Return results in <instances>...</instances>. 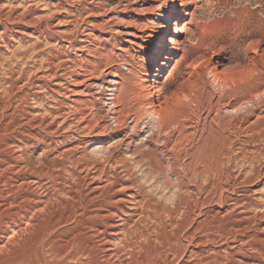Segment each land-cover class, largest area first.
Instances as JSON below:
<instances>
[{
  "label": "rangeland",
  "instance_id": "rangeland-1",
  "mask_svg": "<svg viewBox=\"0 0 264 264\" xmlns=\"http://www.w3.org/2000/svg\"><path fill=\"white\" fill-rule=\"evenodd\" d=\"M170 2L171 0H0V6L4 8H0V50L4 51H0V81H5L0 82V186L3 180L10 178L11 183L18 184L15 186L19 188L18 199L14 204L7 205L0 199V230L12 227L13 223L19 224L18 229L10 228L0 241V264H55L57 261L59 264L85 263L82 257L87 242L84 230L86 225L77 222L73 225L75 221L67 216L73 199L76 200L80 194L87 195L89 190H100L105 185V179L99 180L97 174L86 179L84 175H91L94 171L90 169L93 164L98 168L96 162L102 160L107 151L119 143L131 142L141 150H145L148 145L155 149L162 144L166 135L152 136L154 124L146 116L143 110L145 106L161 107L169 119L174 121L175 127L184 124L188 129L186 133L193 134L196 138L190 144L185 143V146L187 145L189 153L203 158L202 164L210 156L215 160L218 152L222 150L211 139L206 140L202 127L204 124L207 126L217 115L219 108L220 114L232 117V108L225 109L224 106L234 100L239 99L241 102L238 100V104L246 100L252 101L243 105L242 111L246 110L245 107L255 109L248 118V129L245 133L252 136L264 135V112L261 110L262 101L264 102V0H181L180 12L169 36L173 43L161 50L159 42L164 32L163 27L172 12ZM6 27L10 32L5 34L3 29ZM179 30L181 33L175 37ZM158 50L161 56L158 64L153 66ZM153 74H157V77ZM213 74L233 80L236 85L234 93L229 88L216 87L212 81ZM113 80L119 84L112 107L110 95L114 88L109 83ZM153 86H158V89H153ZM256 103L259 109L255 108ZM112 109L114 113L111 112ZM201 137L205 138L203 142ZM177 138V135L170 138L171 144L175 143L174 140L177 142ZM78 143L82 146L84 157H87L85 161H90L89 164L85 163L88 166H75L73 163V153L68 150ZM263 145L264 140L260 139L258 148L262 150V159ZM123 152L120 150V157L130 158L128 153ZM21 169L23 172L19 173ZM133 171L136 172V169L133 168ZM46 173L53 177L52 182L56 181L54 184L57 192L59 191L58 197L55 194L52 197L48 187L44 186ZM30 174L33 182L28 179ZM56 174H59L58 177ZM134 176L136 179L126 186H139L140 191L133 189L147 194L151 204L154 203L155 208L158 206L157 211L164 214L163 217L168 216L169 208L178 193L176 176L169 174L167 184L162 178L150 179L151 181L142 178L140 181L139 173ZM189 176L184 179L187 193L186 212L189 211L183 215L187 217L184 218L186 221H181V211L174 215L176 221H179V231L187 234V241L182 242L188 252L190 251L186 264H230L231 260L240 255L263 260L261 251H264V231L259 232V226L254 224L257 222L260 225L264 222V186L253 187L254 182L242 188L235 186L225 192L220 201V193L211 194L205 188L208 181L216 182L212 180L215 179L214 176L203 174L200 178L196 177L197 180L193 177V181ZM79 178H82V182H78ZM115 181L118 183L120 180ZM22 183L24 185L20 187ZM59 184L63 185V189ZM165 184L169 189L165 188ZM122 186L125 185L122 183ZM112 189L116 190L111 186L107 188L108 194ZM232 198L247 199L249 205L240 203L235 204V207L234 202H229ZM21 217L25 218L22 220ZM174 223L166 229L165 225L162 231H170L174 228ZM166 232L163 233V239L167 238L164 237ZM245 242L248 244L246 247L243 245ZM73 249L78 254L71 251ZM171 264H180V257L173 258Z\"/></svg>",
  "mask_w": 264,
  "mask_h": 264
},
{
  "label": "bare ground",
  "instance_id": "bare-ground-1",
  "mask_svg": "<svg viewBox=\"0 0 264 264\" xmlns=\"http://www.w3.org/2000/svg\"><path fill=\"white\" fill-rule=\"evenodd\" d=\"M179 2L181 0H171L169 7L172 8V12L167 17L166 25L163 27L164 32L162 34V39L159 42V47L161 50H164L168 47V44L173 43V40L170 39V35L172 34V25L176 24L174 23V20L178 16V13L180 12L179 9ZM0 8H2L0 6ZM4 9V8H2ZM11 15V14H10ZM5 17V16H4ZM6 18V17H5ZM14 19V18H13ZM1 20V17H0ZM6 21V20H5ZM9 23V20H7ZM3 22V20H2ZM1 23V22H0ZM6 23V22H5ZM14 23V22H13ZM25 24V23H24ZM5 25V24H4ZM26 25V24H25ZM15 28V27H14ZM9 28L3 29L4 33H9ZM11 29V28H10ZM39 29V28H38ZM2 31V30H1ZM20 32V31H19ZM12 33V32H11ZM181 33V30H179L175 37L178 36ZM1 34V33H0ZM13 34V33H12ZM11 34V36H12ZM15 34V33H14ZM26 34V33H25ZM41 34V33H40ZM18 35V34H17ZM2 36V35H1ZM10 36V35H9ZM25 35H22V37ZM20 37V36H19ZM2 39V37H0ZM13 39V38H12ZM17 39V38H16ZM21 39V38H20ZM23 40V39H22ZM1 42V41H0ZM5 42V41H4ZM8 42V41H7ZM14 43V41H12ZM6 44V43H4ZM11 44V43H10ZM9 44V46H10ZM2 45V44H1ZM73 45V44H72ZM8 46V45H7ZM8 46V47H9ZM15 48V47H14ZM3 49V48H2ZM16 49V48H15ZM64 49V48H63ZM65 50V49H64ZM3 51V50H0ZM23 51V50H22ZM4 52V51H3ZM13 52V51H12ZM24 52V51H23ZM15 53V52H14ZM10 54V53H9ZM18 54V53H17ZM19 55V54H18ZM65 55V54H64ZM161 56L160 50H158L157 55L154 58L153 66L158 64V59ZM14 57V56H12ZM22 58V57H21ZM17 59V58H14ZM29 59V58H28ZM11 60V59H10ZM18 62V61H17ZM72 65V64H71ZM9 66V65H8ZM69 66V65H68ZM22 68V67H21ZM10 70V68H9ZM12 70V69H11ZM21 70V69H20ZM6 71V70H3ZM22 71V70H21ZM155 71H158V69H155ZM7 72V71H6ZM11 72V71H10ZM9 72V73H10ZM12 73V72H11ZM33 73V72H32ZM65 73V72H64ZM8 75V74H7ZM6 75V76H7ZM18 75V74H17ZM155 77H157V74H153ZM12 76V75H11ZM3 77V76H2ZM21 77V76H20ZM10 78V76H9ZM18 78V77H17ZM212 81L216 85V87H220L222 89L229 88L231 92L234 93L236 90V85L233 82V80L225 79L223 76L220 75H214L212 77ZM20 79V78H19ZM3 80V79H2ZM1 80V81H2ZM6 80V79H5ZM17 80V79H16ZM0 81V82H1ZM4 81V80H3ZM5 82V81H4ZM8 83V82H7ZM6 83V84H7ZM17 83V82H16ZM19 83V81H18ZM56 84V83H55ZM109 84L113 86V90H111V106L113 107V100L115 97V93L117 91V85L119 84L117 81H111ZM5 85V84H4ZM123 85V84H122ZM156 85V84H155ZM2 86V85H1ZM35 86V85H34ZM6 87V86H5ZM65 87V86H64ZM154 87V86H153ZM2 88V87H1ZM62 88V87H61ZM93 88V87H92ZM36 89V88H35ZM102 89V88H101ZM153 89L157 90L158 86H155ZM7 91V90H6ZM16 91V90H15ZM224 91V90H222ZM4 92V91H2ZM155 92V91H154ZM6 94V93H5ZM19 94V93H18ZM160 94V93H159ZM4 95V93L2 94ZM140 95V94H139ZM232 95V94H231ZM257 96V95H256ZM263 96V95H262ZM7 97V96H6ZM12 97V96H11ZM1 98V97H0ZM4 98V97H3ZM136 98V97H135ZM141 98V97H140ZM158 98V97H157ZM243 99V98H242ZM241 99V100H242ZM262 99V98H261ZM5 100V99H4ZM7 100V99H6ZM10 100V99H8ZM239 100V99H238ZM238 100H234L233 102H230L224 106L225 109L232 108V112L234 115L224 116L220 114L221 110H217V115L213 117V119L210 120V122L207 124L206 127H202V134L205 135L206 133V140L211 139L210 141L217 143L222 150L218 152V157L214 160L210 156L209 160L205 161L204 164L202 161V157H197L193 153H189L185 143H189L192 141L194 137L193 134L186 133L188 129L185 128L182 124L175 127V123L173 120L169 119L168 115L164 112V110L161 107H152V106H145L143 107V110L146 114V116L152 121L154 124V131L152 136L165 134L166 137L162 140V144L158 145L155 149L145 146V150H141V148L136 147L135 145H132L131 142L129 144L119 143L116 145L115 148H112L107 151L106 155L103 156L102 160H98L96 162L98 168H95V163L93 164V167L90 169L93 171V173L84 175V178H88L90 176H95L96 174L99 176L98 179L102 180L105 179L103 182L105 185L98 189L89 190L90 192L85 196L79 195L78 198L73 199V203L71 206V211L69 213V218L74 223H85V236L87 239L86 248L84 254V264H171V260L173 258H177V256L180 257V264H186L187 258L189 255L188 250L186 249L185 244L183 245V240L187 241V234L184 231V233H181L179 231V224L176 221V218L174 215H176L178 212L181 211V221L185 220L183 215L186 212V204H187V193H186V187L184 185V179L186 177H202L203 174H207L209 177L214 176L212 180H216V182H210L207 179V184L205 185L206 191L213 193H220V201L222 195L230 191V189H233L235 186H240L241 188L254 182L252 185L255 186H264V159H262L261 152L258 148V142L261 140H264L263 134H257L258 136H252L247 135L245 132L248 129V118L253 114V111L255 109L253 108H246L245 111H242L243 105H248L252 101L246 100L242 103L238 104ZM1 101V99H0ZM15 101V100H14ZM151 101V100H150ZM261 101V100H260ZM4 102V101H3ZM10 102V101H9ZM239 102H241L239 100ZM259 102V101H258ZM263 106L262 112H264V102L262 101ZM238 104V105H237ZM256 103L254 106L255 108L259 109L260 107ZM9 105V104H8ZM11 105V104H10ZM13 105V104H12ZM62 105V104H61ZM144 106V105H143ZM211 108V107H210ZM10 109V108H9ZM111 109V108H110ZM141 109V108H140ZM1 110V109H0ZM14 111V109H12ZM142 110V112H143ZM8 111V110H7ZM65 110H63L64 112ZM212 111V110H211ZM12 112V111H11ZM62 112V113H63ZM114 113V109L111 111ZM224 112V111H223ZM222 112V113H223ZM257 112V111H256ZM138 113V112H137ZM214 113V112H213ZM3 114V113H2ZM116 114V113H115ZM215 114V113H214ZM232 114V113H231ZM4 115V114H3ZM61 115V114H60ZM59 115V116H60ZM138 115V114H136ZM65 116V115H64ZM141 116V114H140ZM144 116V115H143ZM23 117V116H22ZM110 117V116H109ZM142 117V116H141ZM7 118V117H6ZM111 118V117H110ZM123 118V117H122ZM137 118V117H136ZM5 119V118H4ZM3 119V121H4ZM79 119V118H78ZM195 120V119H194ZM79 121V120H78ZM149 121V120H148ZM250 121V120H249ZM80 122V121H79ZM186 122V121H184ZM189 122V121H188ZM75 123V122H74ZM126 123V122H125ZM128 123V122H127ZM151 123V124H152ZM181 123V121H180ZM183 123V122H182ZM193 123V122H192ZM207 123V122H206ZM26 124V123H25ZM81 124V123H80ZM84 124V123H83ZM195 124V123H194ZM198 124V123H196ZM203 124V123H202ZM8 125V124H7ZM79 125V124H78ZM3 126V125H2ZM6 126V125H5ZM138 126V125H137ZM196 126V125H195ZM201 126V125H200ZM125 127V126H124ZM127 127V126H126ZM142 127V126H141ZM189 127V126H188ZM118 128V127H117ZM198 128V127H197ZM18 129V128H17ZM126 129V128H125ZM196 129V128H195ZM199 129V128H198ZM5 131V129H3ZM16 132V129H14ZM20 130V129H19ZM121 130V129H120ZM131 130V129H130ZM190 130V129H189ZM3 131V132H4ZM133 131V130H132ZM151 131V130H149ZM148 131V132H149ZM191 131V130H190ZM194 131V130H193ZM201 131V130H200ZM18 132V130H17ZM16 132V133H17ZM195 133V132H194ZM2 134V133H1ZM6 134V133H5ZM21 134V133H20ZM23 134V133H22ZM150 134V133H149ZM4 135V133H3ZM11 135V133H10ZM24 135V134H23ZM120 135V134H119ZM122 135V134H121ZM178 136V141L173 144L170 142V138L172 139L173 136ZM2 136V135H1ZM15 136V135H14ZM124 136V135H123ZM128 136V135H127ZM126 136V137H127ZM130 136V135H129ZM151 136V137H152ZM201 136V135H200ZM6 137V136H5ZM161 137V136H160ZM2 138V137H0ZM128 138V137H127ZM131 138V137H130ZM158 138V136H157ZM203 138V137H201ZM153 139V138H152ZM151 139V140H152ZM161 139V138H160ZM196 139V138H195ZM205 138L202 139V142ZM155 140V138H154ZM205 140V141H206ZM133 141V140H132ZM153 141V140H152ZM59 142V141H58ZM134 142V141H133ZM154 142V141H153ZM157 142V141H156ZM201 142V141H200ZM38 143V142H37ZM68 143V142H67ZM73 143V142H72ZM80 143V142H79ZM76 145L72 149L68 150L70 153H73V163L75 166H88L85 163H88L90 161H85L87 157H84L82 146ZM115 143V142H114ZM146 143V142H145ZM195 143V142H194ZM206 143V142H205ZM211 143V142H210ZM209 143V144H210ZM142 144V143H141ZM140 144V145H141ZM192 144V143H191ZM216 144V145H217ZM73 144H71L72 146ZM217 145V146H218ZM70 146V145H69ZM264 146V145H263ZM19 147V146H18ZM142 147V146H141ZM144 147V146H143ZM240 147V148H238ZM11 148V147H10ZM17 148V147H15ZM14 148V149H15ZM125 148V149H124ZM13 149V150H14ZM19 149V148H17ZM68 149V148H67ZM84 149V147H83ZM106 149V148H105ZM192 149V148H191ZM252 149V150H250ZM2 150V149H1ZM66 150V148H65ZM120 150H123L125 153H128L130 155V158H122L119 154ZM207 150V149H206ZM214 150V149H213ZM18 151V150H17ZM61 151V150H60ZM67 151V152H68ZM4 152V151H2ZM19 152V151H18ZM123 152V153H124ZM5 153V152H4ZM62 153V152H61ZM60 153V154H61ZM66 153V152H65ZM114 153V154H113ZM122 153V152H121ZM124 153V154H125ZM264 153V152H263ZM7 155V154H6ZM21 155V153H20ZM23 155V153H22ZM96 155V154H95ZM264 155V154H263ZM10 156V155H9ZM69 156V154H68ZM124 156V155H123ZM22 157V156H20ZM209 157V156H208ZM4 158V157H2ZM1 158V159H2ZM12 158V157H11ZM102 158V157H101ZM198 158V159H197ZM5 159V158H4ZM17 159V157H16ZM14 160V159H13ZM20 160V159H19ZM60 160V159H59ZM64 160V159H63ZM96 160V159H95ZM2 161V160H1ZM17 161V160H15ZM23 161V160H21ZM26 161V160H25ZM20 162V161H19ZM62 162V160H61ZM92 162V161H91ZM7 163V162H6ZM26 164V162H25ZM44 164V163H43ZM27 165V164H26ZM25 165V166H26ZM29 165V164H28ZM47 165V164H46ZM69 165V164H67ZM3 166V165H2ZM15 166V165H14ZM13 166V167H14ZM17 166V165H16ZM61 166V165H60ZM65 166V165H64ZM63 166V167H64ZM70 166V165H69ZM92 166V164L90 165ZM5 167V166H4ZM19 167V166H18ZM21 167V166H20ZM43 167V165H42ZM11 168V167H10ZM39 168V167H38ZM58 168V167H57ZM61 168V167H60ZM89 168V167H88ZM87 168V169H88ZM133 168L136 169V172L133 171ZM1 169V168H0ZM7 169V168H6ZM76 169V168H74ZM78 169V168H77ZM3 170V168H2ZM5 170V169H4ZM90 170V171H91ZM118 170V171H117ZM7 171V170H6ZM27 171V169H26ZM38 171V170H37ZM59 171V170H58ZM63 171V170H62ZM88 171V170H87ZM1 172V171H0ZM9 172V171H8ZM15 172V171H14ZM23 172V169L19 170V173ZM43 172V171H42ZM46 172V171H44ZM48 172V171H47ZM72 172V171H71ZM6 173V172H5ZM26 173V172H25ZM41 173V172H40ZM57 173V172H56ZM59 173V172H58ZM68 173V172H67ZM70 173V171H69ZM140 174L139 177L140 181L142 178L144 179H164V183H168V175H175L178 185V193L176 200L171 205L172 207L169 208V215L166 217H163L164 214L160 213V211H157V207H154V203L151 204L149 200V196L145 193L139 191V186H126L127 183H131L133 179H136L134 174ZM2 174V173H1ZM12 174V173H11ZM34 174V173H33ZM52 174V173H51ZM64 174V173H63ZM72 174V173H71ZM84 174V173H83ZM4 175V174H3ZM17 175V174H16ZM39 174H37L38 176ZM44 186L48 187L51 192V196L55 194L54 196L58 197L57 194V186L54 184L56 181L52 182V178L50 173L45 174ZM44 175V176H45ZM55 175V174H54ZM57 175V174H56ZM59 175V174H58ZM57 175V177H58ZM15 176V175H14ZM21 176V175H20ZM32 175H29L28 179H31ZM68 176V175H67ZM205 176V175H204ZM7 177V176H6ZM13 177V176H12ZM35 177V176H34ZM39 177V176H38ZM41 177V176H40ZM62 177V176H61ZM90 177V178H92ZM138 177V176H136ZM138 177V178H139ZM3 178V177H2ZM9 178V177H8ZM19 178V177H18ZM25 178V177H23ZM74 178V177H73ZM72 178V179H73ZM97 179V177H95ZM196 178V180H197ZM10 179V178H9ZM9 179L3 180V183L0 186V199L3 200L4 203H15L16 199H18V187H16L15 184L13 185ZM37 179V178H36ZM56 179V178H55ZM70 179V178H69ZM115 179H118L121 181V184ZM189 179V178H188ZM211 179V178H210ZM16 180V179H15ZM58 180V179H57ZM61 180V179H60ZM82 178L78 179V182L81 181ZM90 180V179H89ZM95 180V179H94ZM174 180V179H173ZM199 180V179H198ZM5 181V182H4ZM24 181V180H23ZM32 179L30 180V182ZM34 181V180H33ZM32 181V182H33ZM37 181V180H36ZM59 181V180H58ZM62 181V180H61ZM66 181V180H65ZM77 181V179L75 180ZM96 181V180H95ZM145 181V180H144ZM151 181V180H150ZM156 181V180H155ZM161 181V180H160ZM159 181V183H160ZM200 181V180H199ZM197 181V182H199ZM202 181V180H201ZM20 182V181H19ZM82 182V181H81ZM87 182V181H86ZM91 182V181H89ZM98 182V180H97ZM96 182V183H97ZM133 182V181H132ZM137 182V181H136ZM146 182V181H145ZM149 182V181H147ZM162 182V181H161ZM187 182V181H186ZM1 183V182H0ZM60 183V182H59ZM64 183V182H63ZM67 183V182H65ZM64 183V184H65ZM69 183V182H68ZM74 182H72L73 185ZM88 183V182H87ZM94 183V184H96ZM122 183L125 185L122 186ZM201 183V182H200ZM26 184V183H25ZM42 184V183H41ZM40 184V185H41ZM71 184V183H70ZM78 184V183H76ZM75 184V187H76ZM89 184V183H88ZM87 184V185H88ZM137 184V183H136ZM154 184V183H153ZM165 184V185H166ZM199 184V183H198ZM24 183L20 185V187H23ZM34 185V184H33ZM37 185V184H36ZM39 185V184H38ZM61 185V184H59ZM58 185V188H59ZM67 185V184H66ZM81 185V184H80ZM85 185V184H84ZM121 185V186H120ZM140 185V184H139ZM151 185V184H150ZM155 185V184H154ZM163 185V183H162ZM170 185V184H169ZM195 185L196 182H195ZM201 185V184H199ZM251 185V187H252ZM113 187L111 190L112 192L108 194L107 188ZM120 187V189L117 190V187ZM45 187V188H46ZM63 185H61L60 188H62ZM144 187V185H143ZM146 187V185H145ZM175 187V185H174ZM36 188V187H35ZM71 188V187H70ZM74 188V187H73ZM79 188V187H78ZM77 188V189H78ZM85 188V187H84ZM133 188H137L139 191L134 190ZM141 188V185H140ZM167 188V185L166 187ZM196 188V187H194ZM200 188V187H199ZM198 188V189H199ZM27 189V188H26ZM24 189V190H26ZM31 189V187H30ZM39 189V188H38ZM45 189V190H48ZM63 189V188H62ZM154 189V188H153ZM169 189V188H167ZM197 189V190H198ZM201 189V188H200ZM235 189V188H234ZM238 189V188H237ZM87 190V189H85ZM98 190V191H97ZM110 191V189H108ZM196 190V189H195ZM21 191V190H20ZM23 191V188H22ZM31 191V190H30ZM63 191V190H61ZM66 191V190H64ZM72 191V190H71ZM79 191V190H78ZM82 191V190H81ZM202 191V190H201ZM25 192V191H24ZM39 192V191H38ZM42 192V190H41ZM190 192V191H189ZM233 192V191H232ZM231 192V194H232ZM27 193V192H25ZM46 193V192H45ZM65 193V192H64ZM127 193V194H125ZM202 193V192H201ZM217 193V194H218ZM42 194V193H41ZM61 194V193H60ZM69 194V192H68ZM198 194V193H197ZM206 194V193H204ZM203 194V195H204ZM210 194V195H211ZM49 195V194H47ZM200 195V194H199ZM209 195V196H210ZM225 195V194H224ZM22 196V195H21ZM33 195H31L32 197ZM36 195H34L35 197ZM67 196V195H66ZM72 196V195H71ZM212 196V195H211ZM53 197V196H52ZM189 197V196H188ZM203 197V196H202ZM216 197V195H215ZM23 198V197H22ZM25 198V197H24ZM28 198V197H27ZM55 198V197H54ZM63 198V197H62ZM210 198V197H209ZM245 198V197H244ZM250 198V197H249ZM46 199V198H45ZM50 199V198H49ZM68 199V198H67ZM72 199V198H70ZM203 199V198H202ZM224 199V198H223ZM233 199V198H232ZM31 200V198H30ZM36 200V199H35ZM38 200V198H37ZM41 200V199H39ZM152 200V199H151ZM154 200V199H153ZM152 200V201H153ZM1 201V200H0ZM15 201V202H14ZM44 201V200H43ZM46 201V200H45ZM55 201V200H54ZM206 201V200H204ZM224 201V200H223ZM247 199L238 200L237 198H234L233 200H230L229 202H234L235 204L242 205H249L247 204ZM31 203V201H29ZM41 202V201H39ZM50 202V201H49ZM59 202V201H58ZM72 202V201H70ZM250 202V201H249ZM2 203V202H1ZM24 203V202H22ZM33 203V202H32ZM31 203V204H32ZM42 203V202H41ZM45 203V202H44ZM48 203V202H46ZM45 203V204H46ZM62 203V202H61ZM196 203V202H194ZM198 203V202H197ZM222 203V202H221ZM224 203V202H223ZM226 203V201H225ZM12 204V205H13ZM17 204V203H16ZM15 204V207H16ZM20 204V201H19ZM26 204V203H25ZM44 204V205H45ZM49 204V203H48ZM47 204V205H48ZM51 204V203H50ZM60 204V203H59ZM65 204V203H64ZM5 205V204H4ZM11 205V204H10ZM42 205V206H44ZM190 205V204H189ZM204 205V203H203ZM228 205V204H227ZM231 205V204H230ZM18 206V205H17ZM30 206V205H29ZM65 206V205H63ZM243 206V207H244ZM8 207V206H5ZM13 207V206H12ZM37 207V206H34ZM41 207V206H40ZM39 207V208H40ZM49 207V206H48ZM55 207V206H54ZM62 207V205H61ZM66 207V206H65ZM69 207V206H68ZM197 207V206H196ZM230 207V206H229ZM237 207V205L235 206ZM240 207V205H239ZM4 208V206H3ZM2 208V209H3ZM27 208V207H26ZM51 208V207H49ZM233 208V207H232ZM242 208V207H241ZM13 209V208H12ZM17 209V208H16ZM31 209V208H30ZM33 209V208H32ZM64 209V208H63ZM62 209V210H63ZM188 209V207H187ZM200 209V208H198ZM244 209V208H242ZM9 210V208H8ZM36 210V209H34ZM34 210L32 212H34ZM57 210V208H56ZM61 210V211H62ZM189 210V209H188ZM229 210V209H228ZM232 210V209H230ZM245 210V209H244ZM247 210V209H246ZM5 211V210H4ZM4 211L2 213H4ZM17 211V210H16ZM28 211V210H27ZM45 211V210H44ZM60 211V210H59ZM162 211V210H161ZM227 211V210H226ZM242 211V210H241ZM8 212V211H7ZM21 212V211H20ZM23 212V211H22ZM30 211H28L29 213ZM31 212V214H33ZM43 212V211H42ZM64 212V211H62ZM164 212V211H163ZM189 212V211H188ZM186 212V213H188ZM231 213V211H229ZM228 212V213H229ZM263 212V211H262ZM1 213V212H0ZM11 213V212H10ZM27 213V212H26ZM37 213V212H36ZM13 214V213H12ZM19 214V213H18ZM39 214V213H38ZM45 214V213H44ZM54 214V213H53ZM58 214V213H57ZM64 214V213H63ZM62 214V215H63ZM243 214V213H241ZM245 214V213H244ZM250 214V213H248ZM14 215V214H13ZM12 215V216H13ZM25 215V214H24ZM40 215V214H39ZM61 215V214H60ZM187 215V214H186ZM200 215V214H199ZM198 215V216H199ZM236 215V214H235ZM239 215V214H238ZM6 216V215H5ZM4 216V217H5ZM17 216V215H15ZM21 216V215H20ZM28 215H26L27 217ZM240 216V215H239ZM245 216V215H244ZM247 216V215H246ZM245 216V217H246ZM250 216V215H249ZM248 216V217H249ZM261 216V215H260ZM32 217V216H31ZM36 217V215H35ZM63 217V216H61ZM192 217V216H191ZM243 217V216H242ZM244 217V218H245ZM10 218V217H9ZM24 219L25 217H21V219ZM64 218V217H63ZM178 218V217H177ZM187 218V217H186ZM243 218V219H244ZM20 219V220H21ZM22 219V220H23ZM33 219V217H32ZM31 219V220H32ZM60 219V217H59ZM238 219V218H237ZM241 219V218H239ZM21 220V223L23 222ZM235 220V219H234ZM253 220V219H252ZM7 221V220H5ZM10 221V220H9ZM16 221V219H15ZM57 221V220H56ZM54 221V223H56ZM186 221V220H185ZM243 221V220H242ZM251 221V220H250ZM261 221V220H260ZM259 221V222H260ZM13 222V221H11ZM25 222V221H24ZM29 222V221H28ZM32 222V221H31ZM58 222V221H57ZM175 222V223H174ZM30 223V222H29ZM67 223V222H66ZM174 223V228L168 232L164 236L167 238L163 239V227L165 226V229L168 226H171V224ZM196 223V222H195ZM240 223V222H239ZM250 223V222H249ZM1 224V221H0ZM4 224V223H3ZM7 224V223H6ZM23 224V223H22ZM21 224V225H22ZM64 224V221H63ZM62 224V225H63ZM68 224V223H67ZM66 224V225H67ZM173 224V225H174ZM241 224V223H240ZM247 224V223H246ZM254 224V223H253ZM252 224V225H253ZM5 225V224H4ZM19 225V224H18ZM13 223L10 228H16L18 229L19 226ZM28 225V224H27ZM60 225V224H59ZM79 225V224H78ZM186 225V224H185ZM196 225V224H195ZM202 225V224H201ZM245 225V224H244ZM251 225V224H250ZM256 227H258V231H264V222L262 221L260 225L255 222L254 224ZM253 225V226H254ZM3 226V225H2ZM6 226V225H5ZM4 226V227H5ZM30 226V225H29ZM71 226V225H70ZM77 226V225H75ZM241 226V225H240ZM246 226V225H245ZM248 226V225H247ZM24 227V226H23ZM31 227V226H30ZM54 227V225H53ZM58 227V226H57ZM61 227V226H60ZM84 227V226H83ZM183 227V226H182ZM181 227V228H182ZM190 227V226H189ZM195 227V226H194ZM244 227V226H243ZM262 227V228H261ZM10 228H6L4 230H0V241L3 239V235H5ZM52 228V226H51ZM202 228V227H201ZM242 228V226H241ZM249 228V227H248ZM25 229V228H24ZM53 229V228H52ZM67 230V228H65ZM199 229V228H198ZM239 229V228H238ZM246 229V228H244ZM243 229V230H244ZM255 229V228H254ZM14 230V229H13ZM51 230V229H50ZM76 230V229H75ZM183 230V229H182ZM196 230V229H194ZM202 230V229H201ZM236 230V229H235ZM240 230V229H239ZM242 230V231H243ZM11 231V230H10ZM15 231V230H14ZM18 231V230H17ZM22 231V230H21ZM52 231V230H51ZM55 231V230H54ZM53 231V232H54ZM58 231V230H57ZM78 231V230H77ZM83 231V230H82ZM198 231V230H197ZM241 231V232H242ZM255 231V230H253ZM259 231V232H260ZM59 232V231H58ZM246 232V231H244ZM251 232V231H250ZM25 233V232H22ZM21 233V234H22ZM50 233V231H49ZM79 233V232H78ZM81 233V232H80ZM84 233V232H83ZM193 233V232H192ZM232 233V232H231ZM235 233V232H234ZM249 233V232H248ZM20 234V233H19ZM17 234V235H19ZM53 234V233H51ZM56 234V233H55ZM59 234V233H58ZM82 234V233H81ZM80 234V235H81ZM190 234V232H189ZM188 234V236H190ZM197 234V233H196ZM238 234V233H237ZM246 234V233H245ZM16 235V236H17ZM79 235V237H80ZM83 235V234H82ZM241 235V234H239ZM250 235V234H249ZM15 236V237H16ZM77 236V235H76ZM195 236V235H194ZM225 236H227L225 234ZM247 236V235H246ZM251 236V235H250ZM256 236V235H255ZM259 236V235H258ZM13 237V236H12ZM245 237V236H244ZM262 237V236H261ZM260 237V238H261ZM7 238V237H6ZM85 238V237H84ZM191 238V237H190ZM200 238V237H199ZM227 238V237H225ZM242 238V237H241ZM258 238V237H257ZM5 239V238H4ZM83 239V238H82ZM201 239V238H200ZM199 239V240H200ZM211 239V238H210ZM228 239V238H227ZM237 239V238H236ZM235 239V240H236ZM6 240V239H5ZM80 240V239H79ZM190 240V239H189ZM238 240V239H237ZM242 240V239H241ZM18 241V240H17ZM74 241V239H73ZM78 241V240H77ZM201 241V240H200ZM199 241V242H200ZM209 241V240H208ZM215 241V239H214ZM213 241V242H214ZM219 241V240H218ZM221 241V240H220ZM243 241V240H242ZM247 241V240H246ZM251 241V240H250ZM256 241V240H255ZM3 242V241H2ZM190 242V241H189ZM198 242V243H199ZM211 242V241H210ZM224 242V241H223ZM244 242V241H243ZM257 242V241H256ZM4 243V242H3ZM9 243V242H8ZM70 243V242H69ZM74 243V242H73ZM72 243V244H73ZM80 243V242H79ZM206 243V242H205ZM253 243V242H252ZM255 243V242H254ZM190 244V243H189ZM200 244V243H199ZM2 245V244H1ZM7 245V243H6ZM68 245V243H67ZM82 245V244H81ZM192 245V244H191ZM196 245V244H195ZM206 245V244H205ZM245 247L248 246V244L245 242L243 244ZM258 245V244H257ZM71 246V245H70ZM75 248V245H73ZM198 246V245H197ZM200 246V245H199ZM203 246V245H202ZM255 246V245H254ZM5 247V246H4ZM44 247V246H43ZM65 247V246H64ZM196 247V246H195ZM69 248V247H68ZM73 248V247H72ZM3 249V248H2ZM66 249V248H65ZM64 249V250H65ZM84 249V247H83ZM191 249V248H189ZM237 249V248H236ZM242 249V248H241ZM250 249V246H249ZM255 249V248H254ZM261 249V248H259ZM264 249V248H263ZM79 250V249H78ZM198 250V249H197ZM256 250V249H255ZM49 251V250H48ZM51 251V250H50ZM71 251H77V250H71ZM83 251V250H81ZM192 251V250H191ZM199 251V250H198ZM261 251V250H260ZM64 252V251H63ZM68 252V251H66ZM196 252V251H195ZM262 252L263 260L252 258V257H244L242 255L237 256L235 259L231 260L230 264H264V251ZM61 253V252H59ZM71 253V252H70ZM76 253V252H75ZM205 253V252H204ZM225 253V252H224ZM227 253V252H226ZM229 253V252H228ZM259 253V252H258ZM50 254L47 253V255ZM54 254V252H53ZM52 254V256H53ZM65 254V253H64ZM78 254V252L76 253ZM261 254V253H259ZM55 255V254H54ZM192 255V254H191ZM198 255V254H197ZM215 255V254H214ZM220 255V254H219ZM222 255V254H221ZM225 255V254H224ZM258 255V254H257ZM61 256V255H60ZM59 256V257H60ZM71 255H69L70 258ZM74 256V255H73ZM72 256V257H73ZM77 256V255H76ZM81 256V255H79ZM205 256V255H204ZM229 256V255H227ZM253 256V255H252ZM259 256V255H258ZM50 257V256H49ZM48 257V258H49ZM58 257V258H59ZM194 257V255H193ZM192 257V258H193ZM201 257V256H200ZM51 258V257H50ZM66 258V257H64ZM69 258L67 260H69ZM76 258V257H75ZM80 258V257H79ZM79 259V260H82ZM191 258V257H190ZM199 258V257H197ZM221 258V256H220ZM259 258H262L259 256ZM45 259V258H44ZM56 259V258H52ZM60 259V258H59ZM194 259V258H193ZM225 259V258H224ZM229 258H227L228 260ZM57 260V259H56ZM75 260V259H74ZM83 260V261H84ZM190 260V259H189ZM188 260V262H189ZM192 260V259H191ZM211 260V259H210ZM213 260V259H212ZM51 261V259H50ZM55 261V260H53ZM203 261V260H202ZM206 261V260H204ZM224 261V260H223ZM49 262V261H48ZM63 262V259H62ZM69 262V261H68ZM73 262V261H72ZM71 262V263H72ZM173 262V261H172ZM211 262V261H210ZM218 262V261H217ZM220 262V261H219ZM228 262V263H229ZM58 263V261H57ZM55 263V264H57ZM61 263V261H60ZM80 263V262H79ZM205 263V262H203ZM208 263V262H207ZM216 263V261H215ZM59 264V263H58ZM62 264V263H61ZM68 264V263H67ZM78 264V263H77ZM210 264V263H209Z\"/></svg>",
  "mask_w": 264,
  "mask_h": 264
}]
</instances>
